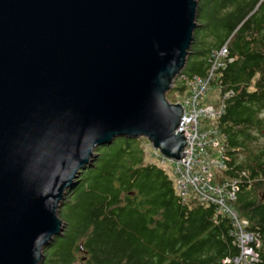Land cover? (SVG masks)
<instances>
[{
  "label": "water",
  "instance_id": "1",
  "mask_svg": "<svg viewBox=\"0 0 264 264\" xmlns=\"http://www.w3.org/2000/svg\"><path fill=\"white\" fill-rule=\"evenodd\" d=\"M196 0H0V264H41L96 148L146 139L181 161Z\"/></svg>",
  "mask_w": 264,
  "mask_h": 264
},
{
  "label": "trees",
  "instance_id": "2",
  "mask_svg": "<svg viewBox=\"0 0 264 264\" xmlns=\"http://www.w3.org/2000/svg\"><path fill=\"white\" fill-rule=\"evenodd\" d=\"M196 1L181 74L206 76L213 53L226 44L232 61L212 85L221 98L228 94L216 122L227 161L214 182H235L233 208L259 241L254 264H264V145L254 147L264 139V0ZM184 90L175 84L170 93ZM140 142L116 139L96 148L63 201L66 229L51 243L52 255L43 250L42 264H76L77 253L79 264H224L239 255L231 218L213 204L179 197L167 170L144 163Z\"/></svg>",
  "mask_w": 264,
  "mask_h": 264
},
{
  "label": "built area",
  "instance_id": "3",
  "mask_svg": "<svg viewBox=\"0 0 264 264\" xmlns=\"http://www.w3.org/2000/svg\"><path fill=\"white\" fill-rule=\"evenodd\" d=\"M228 58L226 44L212 55L210 68L204 77H186L179 74L173 87H185L184 92H178L180 100L170 102L178 104L183 109L181 124L176 129L186 134L184 154L187 157L181 161H169L155 151L157 161L168 166V173L174 183L176 194L184 200L189 197L198 199L203 204H213L218 214H225L233 221V236L239 255L233 260H225V264H254L258 260L257 250L260 247L257 237L246 230L247 221L238 217L233 208L235 201V182L218 184L214 182V171L225 169L224 162L227 156L223 152V137L219 134L216 122L223 113V101L228 97H220V87H217L219 96L216 104L201 105L204 96L215 80L216 72L225 66ZM211 123L209 128L202 127L201 121ZM170 171V172H169Z\"/></svg>",
  "mask_w": 264,
  "mask_h": 264
},
{
  "label": "rangeland",
  "instance_id": "4",
  "mask_svg": "<svg viewBox=\"0 0 264 264\" xmlns=\"http://www.w3.org/2000/svg\"><path fill=\"white\" fill-rule=\"evenodd\" d=\"M216 91H217V87L215 86V85H211L210 86V88H209V90H208V92L206 93V95L204 96V98H203V101L201 102V105L202 106H205V105H207V104H216L217 102H218V98H219V96L217 95V93H218V91H217V93H216ZM170 92H172V90L171 91H169L167 94H166V99L169 101V102H172V101H177V100H180V97H177L179 94H178V92H174V93H170ZM264 117V116H263ZM201 126L202 127H206V128H209L210 126H211V123H209V122H207V121H205V120H202L201 121ZM119 139H122V138H119ZM141 140V147L143 148V150H144V163H148V164H156L158 167H162L163 168V166H162V164H160L158 161H157V159L155 158V151L152 149V147H151V145H150V143L146 140V139H144V138H141L140 139ZM262 145H264V139L263 138H260V140L257 142V143H255V148L256 147H259V146H262ZM245 157H246V154L245 153H242V152H240L238 155H237V159H238V161L239 162H241V161H243L244 159H245ZM168 166L170 167V164L168 163V164H166V165H164V169L165 170H167L168 171ZM170 172V171H169ZM167 173V172H166ZM169 175H170V173H169ZM230 182V181H229ZM223 184V183H222ZM66 199V198H65ZM64 205L62 204L61 206H60V208H59V211L61 210V208L63 207ZM60 214V212H58V215ZM65 229H66V224H65ZM56 244H53L52 246H50V247H48L47 248V250H46V253H48L49 255H52V253H53V250H54V246H55ZM57 245H58V242H57ZM82 256V254L81 253H77L76 255H75V258H76V264L78 263H80V257ZM43 259H44V257H43ZM43 261V260H42ZM41 264H42V262H41Z\"/></svg>",
  "mask_w": 264,
  "mask_h": 264
}]
</instances>
